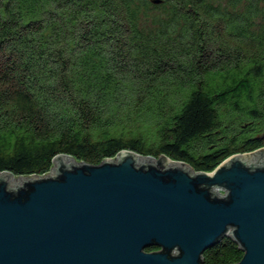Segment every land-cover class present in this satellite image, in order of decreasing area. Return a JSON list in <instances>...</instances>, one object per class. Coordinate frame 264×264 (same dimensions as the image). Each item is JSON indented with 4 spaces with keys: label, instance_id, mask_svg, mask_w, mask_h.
<instances>
[{
    "label": "trees",
    "instance_id": "obj_1",
    "mask_svg": "<svg viewBox=\"0 0 264 264\" xmlns=\"http://www.w3.org/2000/svg\"><path fill=\"white\" fill-rule=\"evenodd\" d=\"M152 1L0 0V172L264 148V0ZM243 256L225 238L203 263Z\"/></svg>",
    "mask_w": 264,
    "mask_h": 264
},
{
    "label": "water",
    "instance_id": "obj_2",
    "mask_svg": "<svg viewBox=\"0 0 264 264\" xmlns=\"http://www.w3.org/2000/svg\"><path fill=\"white\" fill-rule=\"evenodd\" d=\"M51 171L0 172V264H204L225 238L264 264V148L212 172L129 150Z\"/></svg>",
    "mask_w": 264,
    "mask_h": 264
},
{
    "label": "rangeland",
    "instance_id": "obj_3",
    "mask_svg": "<svg viewBox=\"0 0 264 264\" xmlns=\"http://www.w3.org/2000/svg\"><path fill=\"white\" fill-rule=\"evenodd\" d=\"M52 171H50L49 173H51Z\"/></svg>",
    "mask_w": 264,
    "mask_h": 264
},
{
    "label": "bare ground",
    "instance_id": "obj_4",
    "mask_svg": "<svg viewBox=\"0 0 264 264\" xmlns=\"http://www.w3.org/2000/svg\"><path fill=\"white\" fill-rule=\"evenodd\" d=\"M13 178H15V177H13Z\"/></svg>",
    "mask_w": 264,
    "mask_h": 264
},
{
    "label": "flooded vegetation",
    "instance_id": "obj_5",
    "mask_svg": "<svg viewBox=\"0 0 264 264\" xmlns=\"http://www.w3.org/2000/svg\"><path fill=\"white\" fill-rule=\"evenodd\" d=\"M155 251V250H154Z\"/></svg>",
    "mask_w": 264,
    "mask_h": 264
}]
</instances>
